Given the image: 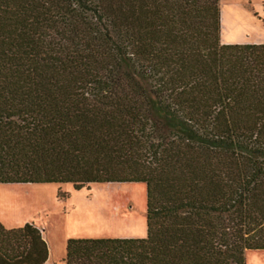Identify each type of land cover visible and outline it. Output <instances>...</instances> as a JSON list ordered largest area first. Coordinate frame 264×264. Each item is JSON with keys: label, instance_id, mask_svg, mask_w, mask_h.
<instances>
[{"label": "trees", "instance_id": "1", "mask_svg": "<svg viewBox=\"0 0 264 264\" xmlns=\"http://www.w3.org/2000/svg\"><path fill=\"white\" fill-rule=\"evenodd\" d=\"M221 0H0V184L144 183V238H70L66 264H246L264 251V44ZM0 222V264H46Z\"/></svg>", "mask_w": 264, "mask_h": 264}, {"label": "rangeland", "instance_id": "2", "mask_svg": "<svg viewBox=\"0 0 264 264\" xmlns=\"http://www.w3.org/2000/svg\"><path fill=\"white\" fill-rule=\"evenodd\" d=\"M221 40L264 43V0H221ZM222 42V41H221ZM144 183L0 184V222L8 229L31 224L50 249L48 264H66L70 238H144ZM246 264H264V251H248Z\"/></svg>", "mask_w": 264, "mask_h": 264}, {"label": "crops", "instance_id": "3", "mask_svg": "<svg viewBox=\"0 0 264 264\" xmlns=\"http://www.w3.org/2000/svg\"><path fill=\"white\" fill-rule=\"evenodd\" d=\"M222 22H223V14H221V30H222ZM221 41H222V44H261V42L248 41V40H225V41L221 40ZM43 237H44V235H43ZM50 255H51V253L49 250V258H48V261L46 262V264H48V262L50 260Z\"/></svg>", "mask_w": 264, "mask_h": 264}]
</instances>
